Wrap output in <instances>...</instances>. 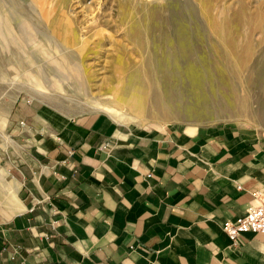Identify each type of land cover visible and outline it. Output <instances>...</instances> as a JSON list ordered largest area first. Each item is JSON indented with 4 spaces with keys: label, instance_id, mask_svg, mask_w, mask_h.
I'll use <instances>...</instances> for the list:
<instances>
[{
    "label": "crops",
    "instance_id": "crops-1",
    "mask_svg": "<svg viewBox=\"0 0 264 264\" xmlns=\"http://www.w3.org/2000/svg\"><path fill=\"white\" fill-rule=\"evenodd\" d=\"M43 106L21 111L23 142L1 158L0 264H264L262 234L233 245L221 228L260 203L264 137Z\"/></svg>",
    "mask_w": 264,
    "mask_h": 264
},
{
    "label": "rangeland",
    "instance_id": "rangeland-1",
    "mask_svg": "<svg viewBox=\"0 0 264 264\" xmlns=\"http://www.w3.org/2000/svg\"><path fill=\"white\" fill-rule=\"evenodd\" d=\"M177 24L209 69L203 114L157 104L150 45ZM263 64L264 0H0V170L23 142L16 118L39 102L55 118L104 112L121 128L233 125L264 137ZM219 77L233 83L231 104L217 98L228 91Z\"/></svg>",
    "mask_w": 264,
    "mask_h": 264
},
{
    "label": "bare ground",
    "instance_id": "bare-ground-1",
    "mask_svg": "<svg viewBox=\"0 0 264 264\" xmlns=\"http://www.w3.org/2000/svg\"><path fill=\"white\" fill-rule=\"evenodd\" d=\"M178 5L180 6V12L176 11V15L178 14L180 16V19H186L189 10L187 9L184 2L179 1ZM174 26L171 27V30H169V28H167V25H162L160 29L163 30L162 33L164 39L160 38L159 35H157V37L156 35H154V37H152L150 45V48L155 54L153 60L154 65H151L150 67L152 68V72L156 76L155 79L157 83L162 84L164 88V96L159 97V102L157 104L165 103V105L171 108L173 111L180 108V110L178 109L179 112H185L187 110L190 112L193 111L198 115L203 114V112L207 110L205 106L209 108V105H206L204 103H208V101L211 100L210 93L203 90L205 83L210 81L209 69L206 64L199 63L200 65H198L197 63L202 62L203 60L204 62H206L204 57H202V60H195L194 48L196 47L192 45L191 38H189L186 34H182V32L184 31L183 25L179 26L177 24ZM190 51L194 54H192ZM250 70H252V68ZM240 71L242 72L241 69ZM222 80L225 81L226 86H228V91L223 93V95L221 96H217V98L219 101H228V103L231 104L232 102H230V92L234 89L232 88L233 83L230 79L224 80L222 79V77H219L218 82L220 83ZM151 85L153 86V84ZM262 86L264 89V84Z\"/></svg>",
    "mask_w": 264,
    "mask_h": 264
},
{
    "label": "built area",
    "instance_id": "built-area-1",
    "mask_svg": "<svg viewBox=\"0 0 264 264\" xmlns=\"http://www.w3.org/2000/svg\"><path fill=\"white\" fill-rule=\"evenodd\" d=\"M108 143H104L101 147L105 148ZM252 195L259 199V205L249 206L245 213L235 220H224L221 224L223 232L235 245L243 233L251 231L260 233L264 236V190L253 191ZM264 256V240L261 250Z\"/></svg>",
    "mask_w": 264,
    "mask_h": 264
}]
</instances>
